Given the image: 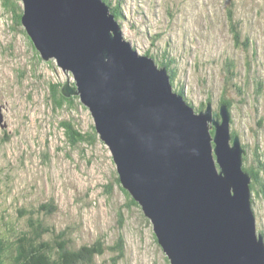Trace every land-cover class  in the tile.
<instances>
[{
	"label": "rangeland",
	"instance_id": "1",
	"mask_svg": "<svg viewBox=\"0 0 264 264\" xmlns=\"http://www.w3.org/2000/svg\"><path fill=\"white\" fill-rule=\"evenodd\" d=\"M2 1L0 231L13 240L29 228L33 213L57 231L65 230L75 248L102 239L105 249L96 264H166L150 219L115 182V165L99 134L95 144L72 145L60 126L64 119L84 132L94 126L81 101L69 111L55 110L49 100V83L62 84L65 78L72 83V74L53 59L43 60L23 25L16 24L21 0H14L18 9L13 13ZM122 9L123 38L139 54L150 50L157 63L164 54L174 59L173 87H182L194 106L209 103L212 111L227 110L219 101H230V132L246 149L243 164L263 166L264 0H124ZM230 13L241 31L240 43L230 33ZM246 38L252 41L248 47L242 43ZM227 60L235 73L230 79L224 70ZM258 175L261 180L263 171ZM46 202L54 204L50 214L39 208ZM251 204L257 234L264 237V196L251 189ZM116 244L122 246L120 253L109 248Z\"/></svg>",
	"mask_w": 264,
	"mask_h": 264
},
{
	"label": "water",
	"instance_id": "2",
	"mask_svg": "<svg viewBox=\"0 0 264 264\" xmlns=\"http://www.w3.org/2000/svg\"><path fill=\"white\" fill-rule=\"evenodd\" d=\"M21 2L20 24L43 60L72 74L62 92L89 109L170 264H264L246 149L230 135L228 110L189 106L166 68L123 38L103 0Z\"/></svg>",
	"mask_w": 264,
	"mask_h": 264
},
{
	"label": "trees",
	"instance_id": "3",
	"mask_svg": "<svg viewBox=\"0 0 264 264\" xmlns=\"http://www.w3.org/2000/svg\"><path fill=\"white\" fill-rule=\"evenodd\" d=\"M106 4L109 5L110 11L114 14L115 19L119 23V19L123 18V9L122 3L124 0H103ZM3 7L6 11H11L18 9L14 0H3ZM17 13V14H16ZM14 12L16 14V24L20 23L21 12ZM229 29L230 33L233 35L235 42H239L241 38V31L236 27L235 19L230 13L229 17ZM252 41L249 38H246L245 41H242L245 47ZM240 43V42H239ZM145 55H148L155 59L150 50H147ZM155 63L159 67H165L169 77L171 84L173 86V81L175 79V68L173 67L172 58L168 59L166 54L162 58ZM224 70L228 74V79L234 77L233 64L230 60L226 61L224 65ZM255 87L259 86L260 82H255ZM73 84V81L72 83ZM64 83H49V100L51 101L52 107L57 109L66 108L69 111L78 109L81 106L79 95L71 94L70 96L65 95L62 92ZM173 91L179 93L185 102L194 108L196 112L204 110L206 108V104H201L200 106H194L192 101L187 99L184 95L183 88H174ZM219 104L225 105L228 109L230 115V124L232 122V115L230 107V101L228 102L225 98H221ZM219 113V109L213 110ZM60 126L63 128V132L67 137V140L70 144L76 145L77 143H89L90 145L95 144L97 139V131L95 127L92 126V131L84 132L81 129L77 128L75 123L72 122L71 119H64L61 121ZM214 129V128H213ZM211 129V132H213ZM232 139L236 135V132H230ZM232 140H230V143ZM104 143V142H103ZM242 169L246 171L251 177L250 189L255 190L256 194H261L264 196V175L261 176L262 179L258 175V171L264 173V165H258L257 167H249L243 164L245 160V155L242 157ZM260 164V162H259ZM260 166V168H259ZM259 168V169H258ZM123 192L129 197L130 202L134 205L138 203L131 197L129 192L125 190L121 184L118 177H116L115 181ZM259 183L260 189H256V184ZM139 205V204H138ZM40 210H43L45 214L52 213L51 211L55 209L54 204L51 202H46L45 204L41 203L39 205ZM33 213H30L29 221L27 222V227L23 230L14 234L13 240L9 239L8 235H3L0 232V264H96L95 257L98 255H102L104 253V242L102 239L96 240L93 243L82 244L78 246V248L72 246V242L69 238H66V231L59 230L57 231L52 226H49L45 223L42 218L32 216ZM50 233L52 236L48 238L45 234ZM155 235V234H154ZM46 237L47 239H44ZM156 240V237H155ZM157 241V240H156ZM110 249H114L116 252L121 251L122 246L120 244H116L115 246L109 247ZM17 255H14L13 252ZM12 258V259H11ZM166 264H170L167 256H166ZM114 264V263H112Z\"/></svg>",
	"mask_w": 264,
	"mask_h": 264
}]
</instances>
